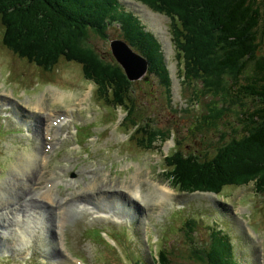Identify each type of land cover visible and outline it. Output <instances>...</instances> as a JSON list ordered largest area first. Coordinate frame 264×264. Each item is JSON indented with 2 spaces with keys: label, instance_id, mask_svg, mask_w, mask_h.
<instances>
[{
  "label": "rangeland",
  "instance_id": "1",
  "mask_svg": "<svg viewBox=\"0 0 264 264\" xmlns=\"http://www.w3.org/2000/svg\"><path fill=\"white\" fill-rule=\"evenodd\" d=\"M118 1L123 10L131 17H139L146 29L164 44L172 78L173 105L175 108L183 106L179 67L168 21L162 15H151L154 12L140 0ZM107 23L113 25L110 21ZM10 24L13 30L15 24L12 21ZM41 24L36 23V27H41ZM2 30L0 21V189L9 194V203L3 205L10 208L7 213L15 212L22 206L23 209L19 208L17 213H21L23 220L31 222L26 220L18 225L11 220L7 224L9 217L15 219V216L12 218L7 214L4 219L6 224L0 226L3 232H0V264H156V255L161 254V249L174 254L173 264H182L181 253L190 246V242L186 235L172 233V230L176 220L188 216L200 219L196 241H206L210 228L219 229L218 237L226 234L231 238L234 250L227 263L264 264V198L255 193L253 186L245 187L244 181L242 187L232 186V191L227 194L199 195V203L203 206L192 207L190 197L183 198L181 195L186 194H181L178 185L174 186L164 175L167 172L162 173L166 165L171 171V161L175 156L169 163L167 156L173 153V147L183 153H194L200 150V145L194 141L187 142L184 130L189 119H178L169 112L168 103L158 97L161 92L156 85L154 87L150 82L146 87H135L137 105L145 108V115L155 116L157 130L171 132L168 138L155 140L143 136L146 134L142 131L145 128L143 121L138 123L141 125L139 133L134 131L133 123L124 121L119 127L125 114L95 100V87L84 79L83 68L85 72H95L96 79L99 72L88 63L84 62L83 66L76 56L86 47L71 53L67 51L68 54L63 57L58 49H53L52 54H47L48 64L54 65L53 69L45 71L8 50L3 44ZM75 33L83 37L80 32ZM91 44L108 56V42L92 37ZM100 84L108 90L113 89ZM204 84L205 81L202 83L205 88ZM148 92L151 97L147 99L145 94ZM78 93L80 108H90L91 112L71 107ZM63 103L66 109L58 108L62 110L59 115L66 116L62 126L68 125L53 138V124H45L44 118ZM148 110L150 113H147ZM38 111L44 115L38 114ZM70 126L72 132L66 135ZM173 132L175 140H169ZM49 137H52V145L47 149ZM141 138L146 141L143 146L139 143ZM98 150L101 154L97 153ZM41 153L45 157L44 166L40 162ZM257 154L258 158L264 159L263 149L259 148ZM20 160L24 164L30 160L31 168H39L42 179L28 187L32 181L25 176L30 171L20 177L12 168L20 164ZM109 160L112 162L109 163ZM249 160L247 158L246 163ZM47 180L49 201H35L26 189L34 187L33 190L38 191L37 188L40 190L41 186H45L48 192ZM122 186L130 187V191L142 187L144 201L137 203L127 193L121 194ZM165 186L169 190L162 188ZM170 188L174 198L166 201ZM117 197L120 204L116 205H123L122 209H118L113 202ZM103 213L110 216L100 217ZM60 220L65 240L67 238V250L62 248L60 239L63 235L56 225ZM8 225L23 226V231L18 233ZM33 225L32 229L30 226ZM2 228H7L10 233H5ZM175 247L179 249L176 253ZM222 252L217 250L213 255L205 253L201 260L196 258L195 262L219 264Z\"/></svg>",
  "mask_w": 264,
  "mask_h": 264
},
{
  "label": "trees",
  "instance_id": "2",
  "mask_svg": "<svg viewBox=\"0 0 264 264\" xmlns=\"http://www.w3.org/2000/svg\"><path fill=\"white\" fill-rule=\"evenodd\" d=\"M140 1L168 21L179 62V79L191 96L187 107L191 114L187 112L189 124L184 131L187 142L200 145L194 153L174 150L167 159L169 163L175 156L171 171L167 168L164 175L178 185L181 194H227L232 186L242 187L245 181V185L254 183L256 191L264 195V159L257 154L259 148L264 150V0ZM131 19L118 0H0L3 44L8 50L48 71L54 65L48 64L47 54L58 49L63 57L86 47L76 55L77 61L97 69V81L114 89L107 105L123 106L129 111L130 123L135 125L146 118L142 130L146 138L165 136L155 127V116L145 115V108L135 104L137 90L124 70L103 60L90 44L92 37L110 41L111 26L107 22L124 26ZM10 21L15 24L13 30ZM136 21L135 30L122 27V35H129V45L140 54L143 53L130 39L137 43V35H144L140 45L147 49L145 57L155 74L152 81L170 98L172 78L162 47L153 34L144 31L141 21ZM38 22L41 27H36ZM102 96L99 87L97 97ZM145 142L139 139L142 146ZM200 200L199 196L190 197L191 206H203ZM199 224V218L190 216L174 223L172 233L186 235L190 242L181 253L182 264H198L196 258L201 260L205 253L213 255L217 250L223 251L219 264H228L232 251L228 239L215 233L212 243L196 241ZM178 250L175 247V253ZM173 257L172 252L161 249V264H172Z\"/></svg>",
  "mask_w": 264,
  "mask_h": 264
},
{
  "label": "bare ground",
  "instance_id": "3",
  "mask_svg": "<svg viewBox=\"0 0 264 264\" xmlns=\"http://www.w3.org/2000/svg\"><path fill=\"white\" fill-rule=\"evenodd\" d=\"M140 21H141V23H142V25L145 27V29H146V26L144 25V23L142 22V20L140 19ZM124 58V60H123V62L126 64V67H128V70H129V74L133 77V76H137V75H139V72H138V69H137V67L135 66V63H134V61L133 60H131V59H128V57H123ZM148 60V59H147ZM148 62H149V60H148ZM149 66H150V62H149ZM125 66H123V69L125 70V68H126ZM59 98V97H58ZM58 117H59V115H58ZM65 121H66V118L63 120V121H60V123L58 124L59 125V127H61L64 123H65ZM42 154V153H41ZM37 157V156H36ZM24 158H26V157H24ZM31 158H34L33 156L31 157ZM40 158V157H39ZM44 156H43V154H42V161L40 160V162H42V166H44L45 164H44ZM27 159V158H26ZM41 159V158H40ZM26 162V161H25ZM35 162V161H34ZM31 166H32V162L29 160H27V163L26 164H24V161L23 160H20V164H17V165H14L12 168H14V169H16V171H17V173L20 175V177L21 176H25L26 175V173L28 172V171H30V173L27 175V176H25V178L27 177V178H29V181L31 180L32 181V183H29L28 184V187H30V185L32 186L33 185V182L34 181H39V180H41L42 179V176H41V178H40V175H41V171H39V168H31ZM41 166V167H42ZM33 171V172H32ZM32 172V173H31ZM17 180V179H16ZM25 180V179H24ZM137 180V179H136ZM135 180V181H136ZM26 181V180H25ZM45 181V180H44ZM15 182H17V181H15ZM26 182H28V181H26ZM36 183V182H35ZM48 183V182H47ZM135 183V182H134ZM137 183V182H136ZM36 185V184H35ZM132 185H134V184H132ZM135 186V185H134ZM159 186V185H158ZM15 187V186H14ZM134 188V187H133ZM162 188H166L167 190H169V188H167L166 186L165 187H162ZM33 189H35L34 187H33ZM32 189V190H33ZM38 189V191H35V190H33L34 192H35V194H34V192L31 190V189H29V188H27L26 190L29 192L28 194H31V195H33V197H34V199H35V201H39V198L37 199V197L39 196V197H41V198H44V199H48L49 198V195H48V193H49V191L47 192L46 191V187L45 186H41V188H40V190H39V188H37ZM122 189H123V191L122 190H120V193L121 194H124V193H127L129 196L128 197H132L134 200H136L137 201V203H139L140 201L141 202H143L144 200V198L143 197H141V191L140 190H137L136 188H134L135 190H133V191H130L131 189H130V187H126V186H122ZM158 190V189H157ZM93 191H94V189H93ZM129 191H130V194H129ZM52 192V191H51ZM0 193H2V196H3V198H1V200H0V226L2 227V225H4V224H6V221L4 220L5 218H6V216H7V214L10 216V215H12L11 217L12 218H14V216H15V219H13V220H15L16 222H19L20 221V219H22L23 220V216H21V213H17V211H18V209L20 208V210H22L23 209V207L22 206H19L17 209H16V211L15 212H8L7 213V211L10 209V208H6V207H3V205H5V204H8L9 203V194H4V190L3 189H0ZM53 193V192H52ZM161 194V193H160ZM57 195V194H56ZM131 195V196H130ZM19 196V195H18ZM173 196V197H172ZM9 198V199H8ZM19 198V197H18ZM52 198V197H51ZM173 198H174V193H173V191L171 190V188H170V192H168V193H166V198H165V200L167 201V200H173ZM6 199H8V200H6ZM53 200V199H52ZM118 200H119V197H117L116 199H114L113 200V202H114V204L116 205V204H120V202H118ZM11 201V200H10ZM23 201V200H22ZM170 202H172V201H170ZM19 203V202H18ZM17 203V204H18ZM82 203V202H81ZM3 207V208H2ZM116 207L118 208V209H122L124 206L123 205H116ZM77 209V208H76ZM130 212H131V210H129ZM28 212V211H27ZM26 212V213H27ZM41 215V214H40ZM39 215V216H40ZM26 216V215H25ZM104 216H105V218H108L110 215L109 214H107V213H103L100 217H103L104 218ZM10 218V217H9ZM4 220V221H3ZM8 220H10L11 221V218L10 219H8ZM7 220V223L8 222H10V221H8ZM28 222H31V221H29V219H26ZM31 220V219H30ZM38 220H39V218H38ZM135 224H137V222H135ZM134 224V225H135ZM34 226L35 225H33V226H30L32 229L34 228ZM23 227V226H22ZM3 229V231L5 232V233H7V234H9L10 232H9V230L7 229V228H2ZM0 232L1 233H3L2 232V230H0ZM23 239V238H22ZM22 246H23V244H22Z\"/></svg>",
  "mask_w": 264,
  "mask_h": 264
},
{
  "label": "water",
  "instance_id": "4",
  "mask_svg": "<svg viewBox=\"0 0 264 264\" xmlns=\"http://www.w3.org/2000/svg\"><path fill=\"white\" fill-rule=\"evenodd\" d=\"M152 15V13H151ZM111 48L113 50V55L119 60L120 64L126 67V64L123 62V57H128V59H131L134 61L135 66L138 69L139 75L137 76H131L129 74L128 67L125 68L127 77L132 82H137V80L143 78L144 74H147L149 70V62L147 59L142 58L138 54L134 53L132 48L124 43L123 41H114L111 43ZM123 59V60H122Z\"/></svg>",
  "mask_w": 264,
  "mask_h": 264
},
{
  "label": "snow or ice",
  "instance_id": "5",
  "mask_svg": "<svg viewBox=\"0 0 264 264\" xmlns=\"http://www.w3.org/2000/svg\"><path fill=\"white\" fill-rule=\"evenodd\" d=\"M0 196H2V193H0Z\"/></svg>",
  "mask_w": 264,
  "mask_h": 264
},
{
  "label": "clouds",
  "instance_id": "6",
  "mask_svg": "<svg viewBox=\"0 0 264 264\" xmlns=\"http://www.w3.org/2000/svg\"><path fill=\"white\" fill-rule=\"evenodd\" d=\"M110 43V42H109ZM46 71V70H45Z\"/></svg>",
  "mask_w": 264,
  "mask_h": 264
}]
</instances>
